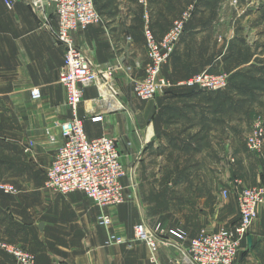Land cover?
Segmentation results:
<instances>
[{
  "label": "crops",
  "instance_id": "1",
  "mask_svg": "<svg viewBox=\"0 0 264 264\" xmlns=\"http://www.w3.org/2000/svg\"><path fill=\"white\" fill-rule=\"evenodd\" d=\"M97 2L104 20L74 33L76 45L97 66L124 62L133 69L130 74L117 70L114 82L122 93L111 97L108 106L102 107L95 85L84 87L79 115L90 138L117 139L127 170L135 174L145 210H153L139 217L133 203L110 209L111 230L132 240L134 226L141 220L151 226L161 223L167 230L182 222L190 237L236 224L238 191L242 186L264 185V148L254 153L246 147L254 120L264 118V37L245 42L238 36L233 51L224 55L222 44L214 43L216 48L210 51L217 35L210 27L204 28L210 30L202 37L187 25L163 74L177 81L195 70L222 69L231 74L228 87L210 92L181 86L142 100L131 82L144 74L149 61L137 1ZM149 3L153 30L161 38L176 16H162L161 21L160 11L168 14L169 3ZM134 10L138 16L132 14ZM56 26L57 18L52 16L51 27ZM128 34L131 41L126 39ZM64 57L51 28L41 25L26 0H13L12 8L0 0V181L20 190L19 195L0 200V236L35 254L38 264H185L188 241L178 243L165 236L157 262L142 242L106 245L108 231L99 224V206L81 191L62 194L44 188L57 149L47 128L54 126L52 133L58 134L56 125L69 116L59 83ZM34 87L42 93L38 100L31 96ZM119 98L128 110L120 109ZM98 113L103 119L93 120ZM30 142L34 145L28 153ZM122 182L128 184L126 178ZM224 188L230 196L222 204L219 192ZM148 189L154 190V196ZM136 194L138 198L137 190ZM0 264L16 263L0 251ZM237 264H264V204Z\"/></svg>",
  "mask_w": 264,
  "mask_h": 264
},
{
  "label": "built area",
  "instance_id": "2",
  "mask_svg": "<svg viewBox=\"0 0 264 264\" xmlns=\"http://www.w3.org/2000/svg\"><path fill=\"white\" fill-rule=\"evenodd\" d=\"M136 1L144 9L143 36L149 59L144 74L131 78L133 92L138 98L151 100L181 86L211 92L222 91L228 87L230 76L226 72L214 73L204 70L180 81H173L163 74V66L169 61L182 38L198 0H192L193 2L174 18L161 38H157L153 30L150 0ZM5 2L9 8L13 7V0ZM26 2L38 16L41 25L51 28L55 42L62 46L65 55L63 67L59 71V83L64 90L69 116L57 124L58 134L49 133V140L57 144V149L46 170L44 187L62 194L81 191L99 206L102 209L99 224L108 231L106 245L142 242L148 247L151 260L157 262L160 244L165 241V236L169 235L178 243L188 241L183 256L185 264H237L242 244L257 219L259 207L264 204L262 184L241 187L237 193L239 221L219 230H202L197 236L190 237L182 226L167 230L160 223L151 226L145 220L135 224L132 240L111 230L113 216L109 210L135 198L137 183L133 172L128 171L123 162V151L117 139L110 135L90 138L85 131L84 120L79 115V107L84 100V87L89 85L97 87L99 98L104 101L102 107L108 106L111 97L121 95L119 87L114 82L115 73L121 69L130 74L132 67L124 62L119 65L107 62L97 66L83 49L76 45L74 33L103 21L96 0H26ZM52 16L57 18L56 27H51ZM126 39L131 41L132 36L127 35ZM31 96L32 99L38 100L42 93L38 87H34ZM92 118L102 120L103 115L98 113ZM246 146L252 152L263 150V120L254 124L246 140ZM29 149L30 146L26 151L29 152ZM122 178H126L128 184H124ZM236 183L241 184V181L236 180ZM0 191L14 194L17 188L12 183L0 182ZM222 191L225 196L229 195V189L224 188ZM0 249L10 253L16 264H38L35 254L22 247L0 240Z\"/></svg>",
  "mask_w": 264,
  "mask_h": 264
},
{
  "label": "rangeland",
  "instance_id": "3",
  "mask_svg": "<svg viewBox=\"0 0 264 264\" xmlns=\"http://www.w3.org/2000/svg\"><path fill=\"white\" fill-rule=\"evenodd\" d=\"M118 1H120V0H118ZM163 1L167 2V4L168 3L169 4H168V9L166 10L168 14H165V13L163 14L160 11V13H161V15H160L161 21H162L163 17H169V16H174V15L177 17L183 11V9L186 6H188L191 2H193L192 0H163ZM136 4L138 5V9H139V12H140V20L142 21V14L144 12V9L138 3H136ZM133 5L134 4H132V7H133ZM134 8H136V7H134ZM195 8L196 9L194 11V14H193V16L190 19L189 24H188L189 29L190 28L197 29L199 35H201L202 37H203V35H205L203 33L209 31L210 29H212V32H216L217 33L216 37H215V35H213L214 36V40L212 41L213 45L210 46L211 47L210 51H212L214 48H216L214 43H216L218 45L220 44V46L222 44L223 45L224 55H226L227 52H232L233 51V46H232L233 40L236 37H238V36L242 37L245 42L253 41V40H255V38H258V37L259 38L260 37H264V32H263L264 31V0H198L197 5L195 6ZM152 12H153L152 8H150L151 18H152ZM132 14L134 16H138V14L135 12V10L132 11ZM176 17H174V18H176ZM103 20H104V18H103ZM216 20H218V22ZM142 24H143V22H142ZM188 26H186L185 32L187 31ZM208 27H210V29H204V28H208ZM142 30H143V27H142ZM185 32L183 33V35L185 34ZM128 35H131V34H128ZM183 35H182V37H183ZM245 45H247L249 47V49H250V45L248 43H245ZM244 47H246V46H244ZM248 47H246V48H248ZM203 48L204 49H208V47H206V46H203ZM239 51H240V49H239ZM239 51H237V53L239 55L245 56V54L247 53L245 51H241V52H239ZM248 52H250V50ZM198 57H200V56H198ZM128 65H130V64H128ZM130 66L132 67V65H130ZM204 70H208V71L214 72V73L226 72L230 76L229 79H231V74L229 73V71L222 70V69L213 70V69H210V68L209 69L195 70L190 76H192V75H194L196 73H200V72H202ZM190 76H188V77H190ZM177 81H180V80H177ZM229 83H230V80H229ZM119 100H120V104H119L120 109H123L124 111L128 110L126 105L122 102V99L119 98ZM121 107H123V108H121ZM261 120H263V122H264V118L263 117L257 116L256 119L253 122V126H254V124H256V122H259ZM56 126H58V125H56ZM53 127L54 126L47 128L48 136H49V133H52ZM252 129H253V127H252ZM251 131H250V133H251ZM250 133H249V135H250ZM33 145H34V142H30V149H29L30 151L28 153H30L31 150L33 149ZM254 153H257V152H254ZM133 176L135 178V174L134 173H133ZM0 182H5V181H0ZM227 184L228 183L226 182L225 185H227ZM247 187H249V186H247ZM136 189H137V193H138V198H137V196H136V199L131 198L128 201L124 202L123 204H120L119 206H115L114 208H111V209H117L121 205H124V204H127V203H133V204H135V207H136L135 209H136V212L139 214V217L141 215L149 214L150 212H152L153 210H145L144 204H146V203L144 202V200L142 201L140 199L139 190H138V188H136ZM157 191H159V190H157ZM19 192H20V190L18 188H17V192L14 193V194H8V193H4V192L0 191V200L5 199L6 197H12V196H15V195H19ZM51 192H53V191H51ZM159 192H160V195H162L164 193V190H160ZM165 192L168 193V190H165ZM56 193H58V192H56ZM152 193H155L154 190L148 189V194L151 195ZM219 193H220V195H219L220 198L218 197L219 198V202H221V203L223 202L222 204H224L230 195L225 196L223 194L222 190ZM148 200L149 199H147V201ZM155 202L157 203L159 201L156 200ZM207 207L212 209V206H207ZM218 207L219 206H216V208H218ZM109 211L113 214V212L111 210H109ZM238 211H239V209H238ZM209 212H213V210H209ZM113 223H114V220H113ZM157 224H159V223H157ZM177 224L179 226H181L183 223L182 222H180V223L178 222ZM153 226H155V225H153ZM227 226H229V225H227ZM0 240L5 242V243H7V244H11V245L22 247L21 245H18V244L14 243V242H11L7 238H2L1 236H0ZM22 248H24V247H22ZM0 251L8 254L9 256L12 257V259H14L13 256L10 253H8V252H6V251H4L2 249H0ZM14 262H15V259H14Z\"/></svg>",
  "mask_w": 264,
  "mask_h": 264
},
{
  "label": "water",
  "instance_id": "4",
  "mask_svg": "<svg viewBox=\"0 0 264 264\" xmlns=\"http://www.w3.org/2000/svg\"><path fill=\"white\" fill-rule=\"evenodd\" d=\"M248 241H249V243L251 244V238H250V237L248 238Z\"/></svg>",
  "mask_w": 264,
  "mask_h": 264
},
{
  "label": "trees",
  "instance_id": "5",
  "mask_svg": "<svg viewBox=\"0 0 264 264\" xmlns=\"http://www.w3.org/2000/svg\"><path fill=\"white\" fill-rule=\"evenodd\" d=\"M96 4L98 5V2H97V0H96ZM98 7V6H97ZM99 9V8H98ZM219 92H221V91H219Z\"/></svg>",
  "mask_w": 264,
  "mask_h": 264
}]
</instances>
